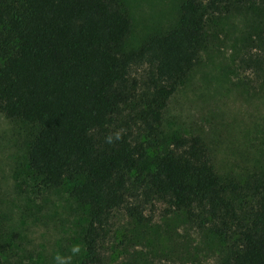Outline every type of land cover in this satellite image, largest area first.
<instances>
[{"label":"trees","instance_id":"trees-1","mask_svg":"<svg viewBox=\"0 0 264 264\" xmlns=\"http://www.w3.org/2000/svg\"><path fill=\"white\" fill-rule=\"evenodd\" d=\"M232 1L242 0H182L174 26L125 50L122 0H0V113L31 128L26 161L42 186L67 182L88 207L77 264H109L110 217L123 209L147 221L152 199L222 236L214 264H264V174L221 177L196 134L149 153L168 99L210 40L209 20ZM135 65L146 66L141 78Z\"/></svg>","mask_w":264,"mask_h":264},{"label":"rangeland","instance_id":"rangeland-1","mask_svg":"<svg viewBox=\"0 0 264 264\" xmlns=\"http://www.w3.org/2000/svg\"><path fill=\"white\" fill-rule=\"evenodd\" d=\"M131 20L124 49L178 20L182 0H122ZM264 27L262 0L232 1L208 22L209 42L197 63L168 99L160 124L163 152L174 136L199 135L218 175L243 179L264 174ZM263 68H260L261 66ZM145 65L130 68L141 78ZM31 128L0 113V256L10 264H54L59 253L77 264L88 207L68 191L69 183L43 187L26 161ZM158 153V154H159ZM147 221L123 209L110 217L109 264H214L224 248L220 235L197 228L178 211L152 199ZM80 245L73 255L71 249Z\"/></svg>","mask_w":264,"mask_h":264},{"label":"clouds","instance_id":"clouds-1","mask_svg":"<svg viewBox=\"0 0 264 264\" xmlns=\"http://www.w3.org/2000/svg\"><path fill=\"white\" fill-rule=\"evenodd\" d=\"M121 139V133L119 131L115 132L114 134H109L105 137V141L108 144H112L114 141H119ZM81 251L80 245H74L71 249L73 255L78 254ZM54 264H70L71 256H64L57 253L54 257Z\"/></svg>","mask_w":264,"mask_h":264}]
</instances>
